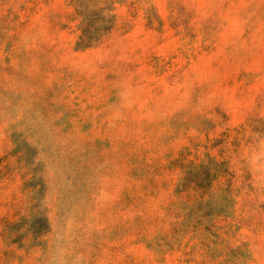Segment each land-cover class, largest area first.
I'll use <instances>...</instances> for the list:
<instances>
[{
    "label": "rangeland",
    "instance_id": "rangeland-1",
    "mask_svg": "<svg viewBox=\"0 0 264 264\" xmlns=\"http://www.w3.org/2000/svg\"><path fill=\"white\" fill-rule=\"evenodd\" d=\"M0 264H264V0H0Z\"/></svg>",
    "mask_w": 264,
    "mask_h": 264
}]
</instances>
